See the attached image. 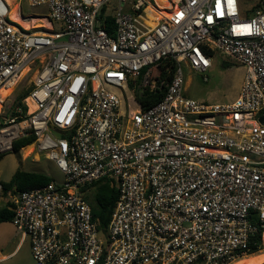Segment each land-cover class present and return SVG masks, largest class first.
I'll use <instances>...</instances> for the list:
<instances>
[{
  "label": "built area",
  "instance_id": "built-area-1",
  "mask_svg": "<svg viewBox=\"0 0 264 264\" xmlns=\"http://www.w3.org/2000/svg\"><path fill=\"white\" fill-rule=\"evenodd\" d=\"M240 1L28 0L49 11L34 31L0 0V155L32 138L26 157L65 177L7 194L37 264H232L264 251V0L245 19ZM215 52L244 69L236 99L186 97L181 65L205 74ZM165 61L176 69L160 83ZM130 88L161 99L143 110ZM102 180L117 192L105 239L83 197Z\"/></svg>",
  "mask_w": 264,
  "mask_h": 264
},
{
  "label": "rangeland",
  "instance_id": "rangeland-1",
  "mask_svg": "<svg viewBox=\"0 0 264 264\" xmlns=\"http://www.w3.org/2000/svg\"><path fill=\"white\" fill-rule=\"evenodd\" d=\"M6 1V0H5ZM155 3L160 8L167 7L166 0H154ZM8 4V2L6 1ZM115 1L111 2L108 8H104L101 12L104 16L113 15V4ZM259 0H241L239 2V14L242 19L251 17L253 12L257 8ZM17 5L20 7V16L23 23L28 24L31 30L37 31L39 29L43 30V26H46L45 22L40 18L48 17V8L46 6L31 7L28 0H11L8 4L9 17L13 11H17ZM152 20L149 21V25H152ZM55 31H60L58 29V24L52 22ZM23 26V25H21ZM29 28V29H30ZM60 41H65V38L60 39ZM211 66L205 74H200L192 71L185 64H182V71L184 75V95L188 98L194 99L196 101L205 102L209 104H225L234 101L239 93L240 86L243 81L244 69L241 65L231 61L229 57L221 52H215L210 57ZM176 64L169 62H161L157 64L152 70V76L160 83H166L169 81L170 75L175 71ZM132 99L137 104H144L145 97L148 92L147 89L140 90L136 89L133 91L129 89ZM21 91H17L20 93ZM15 95L12 99H15ZM125 102L128 103L127 96L123 93ZM144 99V100H143ZM161 99V93L150 95L146 100L148 105L153 101L157 102ZM135 105V104H134ZM141 106V105H140ZM135 106H133L134 108ZM28 146H24L18 153L8 152L0 155V181L8 182L9 179L17 171L22 172H35L42 173L54 179L56 185H60L64 181V175L60 173L54 164L45 158V155L38 153V160H34V155H27L25 152ZM102 181L101 183H105ZM108 183V182H106ZM109 184V183H108ZM99 190V185L86 186L83 190V197L86 202L90 205H94L95 194ZM5 205L3 197L0 196V207ZM107 237V231L103 233V239ZM20 239V233L15 229V227L10 222L0 223V252L2 254L11 253L14 249L15 244ZM264 254L260 252L257 255ZM256 256V255H254ZM246 256L240 258L236 261L250 258ZM235 261V262H236ZM234 263V262H233ZM0 264H37L30 253V246L28 240L21 245V247L11 256L3 259Z\"/></svg>",
  "mask_w": 264,
  "mask_h": 264
},
{
  "label": "trees",
  "instance_id": "trees-1",
  "mask_svg": "<svg viewBox=\"0 0 264 264\" xmlns=\"http://www.w3.org/2000/svg\"><path fill=\"white\" fill-rule=\"evenodd\" d=\"M107 24L111 27L113 25V19L109 16L107 18ZM169 62L170 61H165ZM27 95V93L23 92L22 94L19 95L17 100L24 98ZM150 96L145 97V103L142 105L140 104L141 108L143 110L148 109L152 105L158 103L159 101L155 102L153 101L151 104L148 105V99ZM33 139L32 138H27V139H21L17 140L16 142L13 143V153H18L20 149L24 146L30 145L32 143ZM104 181V180H102ZM102 181H98L93 183L90 186L93 185H99V190L95 194L94 197V205L91 206V211H92V218L94 221L97 222L98 224V230L102 233L105 232L107 224L109 223L110 216L112 213V209L114 206V203L117 199V192L114 188H111L108 183H101ZM54 182V179L42 174V173H35V172H22V171H17L12 178L8 182H0L1 186V197H6L7 194L11 191L12 193H17L21 191H26L30 189H34L37 187H42L45 186L49 183ZM12 204L7 203L3 207L0 208V223L4 222H12L13 218V212L11 211ZM255 241L260 242V236L257 235L254 237ZM255 248L252 250V253H250L248 256H254L257 254H254Z\"/></svg>",
  "mask_w": 264,
  "mask_h": 264
},
{
  "label": "bare ground",
  "instance_id": "bare-ground-1",
  "mask_svg": "<svg viewBox=\"0 0 264 264\" xmlns=\"http://www.w3.org/2000/svg\"><path fill=\"white\" fill-rule=\"evenodd\" d=\"M8 2V4H10L11 0H6ZM152 7L148 8L149 13L151 12ZM10 18L16 22H18L20 25H23L24 28L29 29L30 26L28 24L23 23V20L21 17L18 16L17 11H13L10 14ZM155 17L154 15H152L150 13V20H153ZM9 94V91H1L0 95L2 97L6 96ZM31 107V106H30ZM31 110V108H30ZM29 152H31V148H27L26 154H28ZM264 263V254H260V255H256V256H252L250 258H246V259H242L239 261H236L232 264H263Z\"/></svg>",
  "mask_w": 264,
  "mask_h": 264
},
{
  "label": "crops",
  "instance_id": "crops-1",
  "mask_svg": "<svg viewBox=\"0 0 264 264\" xmlns=\"http://www.w3.org/2000/svg\"><path fill=\"white\" fill-rule=\"evenodd\" d=\"M27 151V150H26ZM26 153V152H25ZM36 154V153H35ZM32 155H34V154H32ZM27 155H25V157H26ZM38 158H39V156H38V153L36 154V155H34V160H38ZM10 180V179H9ZM1 182V181H0ZM2 183V182H1ZM11 193V191L9 192V194ZM0 196H1V193H0ZM3 201H4V203L5 204H7V203H10L9 202V200H8V195L6 196V197H4L3 198ZM1 208V207H0ZM11 224H12V222H11ZM13 225V224H12ZM16 229V228H15ZM17 230V229H16ZM18 231V230H17ZM19 232V231H18ZM20 233V232H19ZM25 240H28V242H29V239L27 238V237H25V236H23L21 233H20V239H19V241L15 244V246H14V249L11 251V253H7V254H2L1 252H0V262L3 260V259H5V258H7V257H9V256H11L12 254H14L20 247H21V245L25 242ZM29 246H30V242H29ZM30 253H31V250H30Z\"/></svg>",
  "mask_w": 264,
  "mask_h": 264
}]
</instances>
